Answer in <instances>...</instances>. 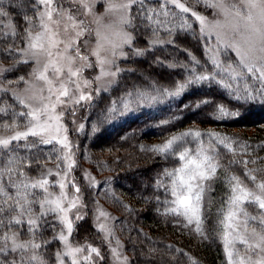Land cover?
Returning <instances> with one entry per match:
<instances>
[{"label":"snow or ice","instance_id":"snow-or-ice-1","mask_svg":"<svg viewBox=\"0 0 264 264\" xmlns=\"http://www.w3.org/2000/svg\"><path fill=\"white\" fill-rule=\"evenodd\" d=\"M27 3L31 14L23 16L21 28L9 7L27 12L26 0H0V40L6 42L0 54L11 61L0 60V264H105L106 259L108 264H131L116 235L119 218L98 200L93 201L92 222L107 245V257L87 239L76 240L87 216L82 212L87 209L85 190L99 191L101 181L85 171L86 185L78 183L73 172L79 166V144L71 133L94 138L149 109L161 115L167 110V118L154 125L160 128L202 110L224 121L264 109V0H193L191 5L186 0ZM201 5L203 10H197ZM208 10L211 17L205 14ZM142 33H148L146 47L136 46ZM181 34L203 44V61L187 48L185 61L157 57L156 63L179 69L182 78L167 83L152 79L113 96L122 74L132 71L120 66L124 59L142 57L157 46L179 47ZM21 68L29 70L5 79ZM81 110L86 111L78 122ZM146 147L165 159L178 157L155 180V188L164 193L162 201L154 197L157 204L163 203V215L181 218L202 240L211 232L222 242L226 264H264V165L248 167L264 157L250 156L247 142L195 126L159 143L141 145V150ZM41 154L48 161L55 157V168L41 160ZM225 154H231L227 164L222 163ZM235 165L243 166V176L231 170ZM53 175L56 179H50ZM113 179L105 178L104 195L133 211L111 188ZM217 181L224 190L213 214L217 199L211 196V185ZM49 231L52 235L45 238ZM53 243L58 244L54 252ZM172 250L166 244L141 255L156 260L160 253L159 264H164ZM176 259L170 257L172 264Z\"/></svg>","mask_w":264,"mask_h":264},{"label":"trees","instance_id":"trees-1","mask_svg":"<svg viewBox=\"0 0 264 264\" xmlns=\"http://www.w3.org/2000/svg\"><path fill=\"white\" fill-rule=\"evenodd\" d=\"M186 2L191 5L193 0H186ZM25 7L29 8L27 12L15 6L9 7L15 23L21 28L24 26L23 16L31 14L27 0ZM197 10H203L202 5ZM206 14H211V10H208ZM9 39L11 38L9 37ZM147 39L148 33H142L136 46L146 47ZM176 44L179 47L168 46L164 48L157 46L155 49H150L142 57L127 58L123 68L132 69V71L122 74L120 84L115 88L113 96L119 95L122 91L136 85L146 86L152 79L167 83L169 79L180 77L179 69H171L164 64L156 63L157 57L166 61H171L174 58L177 61H185L188 57L183 49L187 48L203 61V44L192 35L181 34L177 38ZM0 46H6V42L0 40ZM0 60L5 64L11 62L10 59H5L2 54H0ZM29 68H21L12 74H7L5 79H14L16 76L26 74ZM188 98L184 97V100ZM183 102L182 100L181 103ZM203 111L207 110L188 114L181 117L179 121H173L172 126L160 128L154 125L156 121L167 118V110L161 115L156 114L155 110L149 109L144 115L130 119L127 123L116 122L114 126L109 127L107 131L97 137L79 135L78 162L86 164L94 177L101 181L96 186L99 191L95 189L85 190L87 209L90 211L88 205L93 206V201L98 200L99 203L110 206L114 210L116 217L119 218L115 221L116 232L125 240L131 264H159L160 253H157L156 260H146L141 253H146L150 247L162 248L166 244H171L173 250L165 255L164 264H172L170 261L172 255L177 257L174 264H192L184 253L194 257L198 264H226L221 241L213 238L211 232L208 233L209 239L206 240L195 236L184 226L181 218L171 214L163 215V203L157 204L154 199L157 195L161 197V201L164 198L163 189L157 190L155 188L157 173L166 167H173L174 160L178 161V157L165 159L148 151L147 147L141 150V145L150 146L159 143L173 132L195 126L202 130H214L233 136L241 142H247L252 149L250 156L264 157V109L257 108L240 120L224 121L207 117L202 114ZM190 147L195 148V144L190 145ZM47 150L48 146H45V151ZM40 159L48 164L55 163V157L48 161L47 157L41 154ZM230 159L231 154H225L222 163L227 164ZM261 165H264V160L258 161L257 164L249 163L248 167L257 168ZM231 170L236 171L241 176L244 175L242 165H235ZM220 171L223 175V170ZM35 174L36 171L34 170L32 175ZM109 176L114 177L111 188L114 189L115 194L124 203L131 205L133 211H125L122 204L114 202L111 197L104 195V181ZM211 187V196L217 199V203L213 205L212 209L214 214L215 208L219 206L218 198L221 196L224 187L219 181L213 183ZM144 197L150 199H144ZM157 208L160 209V212H157ZM248 210L255 214L253 206H249ZM212 218L210 217L207 221L209 227H211ZM87 221L88 217L80 222L79 228L81 230H78L76 240L83 241V239L96 234ZM49 235L50 231L45 234V238ZM175 248H180L183 252L175 253Z\"/></svg>","mask_w":264,"mask_h":264},{"label":"rangeland","instance_id":"rangeland-1","mask_svg":"<svg viewBox=\"0 0 264 264\" xmlns=\"http://www.w3.org/2000/svg\"><path fill=\"white\" fill-rule=\"evenodd\" d=\"M205 14H206V13H205ZM206 15H209V16L211 17V14H206ZM213 43H214V41H213ZM232 56H233V58H234V53H232ZM126 60H127V59H124V60L121 62L120 66H121L122 68L125 67L123 64H124V62H126ZM21 87H23V85H22ZM85 111H86V110H81V111L78 113V116H77V120H78V122H79V120H81V119L84 117V115H85ZM67 122L69 123V126L72 127V125H71V114H70V113H69V118H68V121H67ZM71 136H72V140H73V142L79 144V140H78L79 135L76 134V133L73 131V132L71 133ZM77 156H78V155H77ZM77 160H78V158H77ZM78 165H79V166H78V167L76 168V170L73 172V175L76 177L78 183L81 184L82 188H84V186H85L86 183H87V182L85 181V179H84V173H85V171L91 173L92 176H94V174L91 172V170L89 169V167H88L86 164H84V163L81 164V163L78 162ZM48 166H49V167H52V168H55V163H50V164H48ZM50 179H56V177L53 175V176L50 177ZM96 180H97V179H96ZM97 181H98V180H97ZM99 204L102 206V208H103L104 210H106L107 212H109L111 215H113V216H117L116 213L114 212V210H112L110 206H107V205H105V204H103V203H99ZM88 206L90 207V211H89V209H82V212H83V211H87V216H86V217H88V221H87V223L93 227V222H92V209H93V206H92L91 204H89ZM85 219H86V218H85ZM85 225H86V224H85ZM93 229H94L95 232H96V229H95L94 227H93ZM79 230H81V229L79 228ZM93 234H94V233H93ZM51 235H52V232L50 231V235H49V236H51ZM116 235L119 237V239H120V240L123 242V244H124L125 254L128 255V256L130 257V255H129L128 252H127V247H126V244H125V240L122 238V236H121L120 234H118V232H116ZM86 239H87L90 243H92L93 245L101 247L102 254H104V255L107 257V245H105V244L102 243V241L100 240L99 235H98L97 232H96L95 235H92V236H90L89 238H86ZM84 240H85V239H83V241H84ZM83 241L80 240L81 243H82ZM57 247H58V244H57V243H53V244L51 245L50 251L54 252L55 249H56ZM105 264H108L107 259L105 260Z\"/></svg>","mask_w":264,"mask_h":264}]
</instances>
